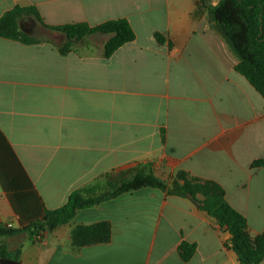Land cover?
<instances>
[{
    "label": "crops",
    "instance_id": "0c3cea01",
    "mask_svg": "<svg viewBox=\"0 0 264 264\" xmlns=\"http://www.w3.org/2000/svg\"><path fill=\"white\" fill-rule=\"evenodd\" d=\"M15 5L48 25L125 18L135 38L108 58L100 34L63 54L65 34L31 17L19 28L38 43L0 37V222L22 227L76 188L151 168L168 183L178 170L219 183L250 233L264 230V168L251 166L264 159V99L196 0H0V16ZM99 222L107 242L73 244L76 227ZM229 238L196 205L142 187L78 209L40 242H1L17 264H239ZM182 241L196 244L187 261Z\"/></svg>",
    "mask_w": 264,
    "mask_h": 264
},
{
    "label": "trees",
    "instance_id": "16d2710c",
    "mask_svg": "<svg viewBox=\"0 0 264 264\" xmlns=\"http://www.w3.org/2000/svg\"><path fill=\"white\" fill-rule=\"evenodd\" d=\"M196 5L206 11L208 18L215 23L236 55L238 62L233 66L234 71L244 77L264 99V0H196ZM24 17H32L48 29L64 33L67 41L59 49L63 54L70 51L72 40L100 34L106 36L103 53L108 58L120 46L135 38L133 28L125 18L109 19L93 26L86 22L48 25L43 22L35 6L19 5L0 16V37L28 45L38 43L35 37L19 28V20ZM156 37L160 40L161 35L156 33ZM161 133L163 141V130ZM251 166L264 168V159L254 160ZM103 186L105 189L101 190L99 183L94 182L74 189L63 205L55 209L44 208L39 218L28 221L22 227H11L0 222V242L22 233H26L33 242H40L46 232L68 223L78 209L95 206L125 192L151 187L182 198H187L186 194L190 193L199 200V209L230 234L227 246L234 251L239 264H258L264 258V230L252 235L245 217L230 206L224 188L213 180L178 170L168 183L149 168L139 170L129 177L105 179ZM109 234L110 224L99 222L76 227L71 238L74 245L81 246L107 242ZM195 248V243L182 241L179 246L182 260L190 259ZM3 259L10 264H17L19 249L8 251L4 242H1L0 260Z\"/></svg>",
    "mask_w": 264,
    "mask_h": 264
},
{
    "label": "water",
    "instance_id": "95a60500",
    "mask_svg": "<svg viewBox=\"0 0 264 264\" xmlns=\"http://www.w3.org/2000/svg\"><path fill=\"white\" fill-rule=\"evenodd\" d=\"M186 197L194 204V205H196L197 207H199L200 206V201L199 200H197L196 198H194L190 193H187L186 194ZM2 262L3 263H9V261L8 260H2Z\"/></svg>",
    "mask_w": 264,
    "mask_h": 264
},
{
    "label": "rangeland",
    "instance_id": "374dc122",
    "mask_svg": "<svg viewBox=\"0 0 264 264\" xmlns=\"http://www.w3.org/2000/svg\"><path fill=\"white\" fill-rule=\"evenodd\" d=\"M32 18V17H31ZM33 19V18H32ZM23 28L24 29H26V30H29L31 33H32V31H31V26L29 25V24H27L26 25V22H23ZM100 185V184H99ZM101 186V188H102V185H100ZM185 201H187L188 203H190V204H192L193 205V203L188 199V198H183ZM3 241V240H2Z\"/></svg>",
    "mask_w": 264,
    "mask_h": 264
}]
</instances>
